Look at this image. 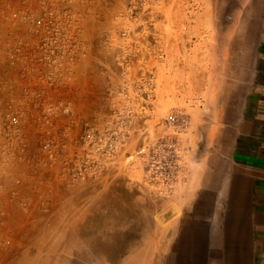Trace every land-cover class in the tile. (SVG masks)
<instances>
[{
    "label": "rangeland",
    "instance_id": "374dc122",
    "mask_svg": "<svg viewBox=\"0 0 264 264\" xmlns=\"http://www.w3.org/2000/svg\"><path fill=\"white\" fill-rule=\"evenodd\" d=\"M29 3L58 5L77 20L73 131L91 120L116 148L86 179L52 168L28 186H17L18 172L0 161V264H167L183 221L193 121L227 100L216 88L230 86L242 42L258 40L264 0H0L1 36ZM167 135L184 154L172 191L152 184L136 155ZM15 190L33 199H12Z\"/></svg>",
    "mask_w": 264,
    "mask_h": 264
},
{
    "label": "built area",
    "instance_id": "2783aa9c",
    "mask_svg": "<svg viewBox=\"0 0 264 264\" xmlns=\"http://www.w3.org/2000/svg\"><path fill=\"white\" fill-rule=\"evenodd\" d=\"M14 16L9 22L14 28L0 33V161L18 172L17 186L31 185L36 172L52 168L73 179L97 174L116 147L91 120L82 133L73 131L78 122L68 89L80 61L77 20L49 3H29ZM166 122L174 126L178 117L170 114ZM136 155L152 184L176 189L184 154L174 137L143 144ZM11 198L30 201L33 196L15 190Z\"/></svg>",
    "mask_w": 264,
    "mask_h": 264
},
{
    "label": "crops",
    "instance_id": "0c3cea01",
    "mask_svg": "<svg viewBox=\"0 0 264 264\" xmlns=\"http://www.w3.org/2000/svg\"><path fill=\"white\" fill-rule=\"evenodd\" d=\"M242 44L230 86L216 88L227 100L193 121L183 221L167 264H264V28Z\"/></svg>",
    "mask_w": 264,
    "mask_h": 264
},
{
    "label": "bare ground",
    "instance_id": "6f19581e",
    "mask_svg": "<svg viewBox=\"0 0 264 264\" xmlns=\"http://www.w3.org/2000/svg\"><path fill=\"white\" fill-rule=\"evenodd\" d=\"M55 264V263H54Z\"/></svg>",
    "mask_w": 264,
    "mask_h": 264
}]
</instances>
